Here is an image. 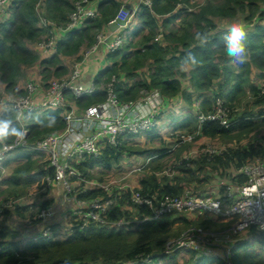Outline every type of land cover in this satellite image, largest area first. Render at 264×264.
<instances>
[{
    "label": "trees",
    "instance_id": "16d2710c",
    "mask_svg": "<svg viewBox=\"0 0 264 264\" xmlns=\"http://www.w3.org/2000/svg\"><path fill=\"white\" fill-rule=\"evenodd\" d=\"M76 1L43 0L44 14L42 15L54 22L56 26H64L68 22ZM149 1L150 7L140 3L135 8L134 17L123 34L124 45L104 55L107 61L113 62L99 73L96 80L102 76L108 79L111 76L118 78L119 72L136 79L135 72L146 69V80L140 81L137 78L126 89L120 84L122 82L118 83L115 90L118 97L128 101L136 99L140 89L158 90L170 98L180 96L188 106L189 116L181 122L179 127L171 120L170 137L175 139V143L173 142L175 146L171 149L164 145L159 150H147L130 146V144H120L116 147L104 146L97 158L85 157L78 166L79 170L84 178H95L93 180L102 181L103 177L97 178L91 175V170L101 167L107 173L115 168L122 155L131 157L150 154L146 156V159L154 158L144 163L146 166L144 175L135 189L144 195L181 196L187 191L185 190L187 187L193 185L194 192L188 191L195 196L204 197L207 196L209 190L215 188L213 185L205 190L212 181L243 183V176L234 174L235 171L256 156L264 155V145L259 142L258 144L254 141L249 142L246 147L240 143V138L246 133L251 134L253 127L257 125L253 121L264 125V95H259L264 88V24H261L264 22V9H260V6L264 5V0H205L206 2L196 6L191 5V0ZM40 2L41 0H13L10 15L1 25L0 83L5 85L6 90L15 91L23 69L32 66L37 61L36 54L26 47V43H38L47 34V29L39 26L37 7ZM123 5H125L123 0H88V7L96 11V17L86 19L80 27L56 37L52 55L41 61L45 78L50 76L60 78L65 75L67 69L60 64V57L76 56L80 50L94 45L96 35L106 29L108 23ZM178 5H181V8H178ZM187 8L192 10L187 12ZM244 12H247L248 20L257 15L259 23L251 31L245 32L248 54L244 62L235 63V68L237 67L235 69L225 50V37L230 30L213 33L216 25L212 19L230 18L237 13ZM127 32L131 34V42L125 46L128 40ZM157 34L162 35L159 41H155ZM197 35L201 37L206 35L207 39L201 43L199 39H195ZM137 37L139 38L135 43H132ZM189 56H195L197 64L182 66L181 61ZM116 57L119 59L115 60ZM187 66L190 68L187 73L190 88L197 95L196 100L202 99L201 105L197 102L194 104L192 96L182 89L181 79L187 75L182 67ZM252 67L258 70L259 77L262 79L261 85L258 84L259 81L257 84L251 81ZM221 77L225 80L224 86L229 87L230 91L226 95L213 96L211 93L213 98H205V94L214 90L215 81ZM246 94H249L250 101L248 105L243 106V111H241V106L236 104L243 103ZM105 95V89L94 92L91 95L93 98L83 103L81 99L78 105L83 107L94 99H103ZM217 97L222 98L231 111V124L228 127H223L219 121L211 119L200 122L198 117L199 114L208 116L213 113L210 111ZM196 108L197 112L194 111ZM236 109L238 115H233ZM8 112L2 118L5 121L4 125H7L4 141L12 143L13 138L16 137L12 135V132L15 130L19 133V129L14 122V112L11 110ZM58 113V111H49L47 114L34 117L33 120H31V115L26 116L25 123L30 131L28 141L31 143L43 138L61 127L62 123ZM182 128H187V133L179 132ZM9 133L10 136H8ZM186 134L195 136L191 142L217 138L227 140L226 148L214 153L204 150L194 158L188 157L185 149L191 142L178 144L180 136ZM141 135H145L147 140L160 138L158 131L153 128L127 137L135 138ZM232 139L237 141V145L230 142ZM24 151L27 153H23L20 157L25 158L26 163L19 165L9 179L0 182L9 186L8 192H0V202L11 203V207L0 214V264H128L127 261H136L140 256H154L155 259L160 257L167 260L166 264H176L175 257L187 253H173L166 257L162 251H164L163 247L172 226L181 224L187 226L192 222L188 221L184 215L175 216L178 213L170 214L171 216L166 215L157 220L140 222L143 216L149 215V210L145 207L130 205V191L121 195L119 205L115 204L105 217L111 222L122 220L124 222L122 226L110 227L97 221H88L81 226V221L71 213L62 230L51 226L53 232L47 237H42L44 224L37 217L27 215L28 206H21L14 202L28 194L27 189L35 182V177L43 175L46 170L47 174L52 175L53 170L48 165L47 157L42 153L30 152L27 149ZM42 155L45 158L42 164L45 170L32 173L36 169V163L31 157H42ZM70 178L69 182L72 181ZM109 178L108 176L106 180ZM71 196L82 200L107 197L100 189L77 192L75 196L72 192ZM218 197L223 199V191L218 190ZM11 217L18 220L28 219L30 225L38 223L42 227L35 236L26 239L20 234V229L10 223ZM250 228L252 232L255 231L254 227ZM22 239L23 243L20 241ZM191 257L193 258L192 255ZM251 258V255L247 253L243 260L249 264H264V257L254 263L251 262ZM200 261L195 264L205 262V260Z\"/></svg>",
    "mask_w": 264,
    "mask_h": 264
},
{
    "label": "built area",
    "instance_id": "2783aa9c",
    "mask_svg": "<svg viewBox=\"0 0 264 264\" xmlns=\"http://www.w3.org/2000/svg\"><path fill=\"white\" fill-rule=\"evenodd\" d=\"M13 0H0V28L10 15V6ZM144 4L150 7V1L144 0ZM181 8V5H178ZM187 12L191 8L186 9ZM135 11L127 12L124 7L118 11L114 21L121 20L124 26H119L115 32L110 33L112 41H107L108 36L99 34L96 43L82 54V59L74 63L71 72L57 79H52L43 97L36 102L33 95L38 89V85L30 83L27 85L26 93L23 96L15 97L7 102H0V106L12 110L15 114L14 121L18 125L22 136H16L12 143H2L0 145V163L6 156L19 147L30 152L45 154L48 165L53 170V178L48 184L60 183L63 185L65 200L69 201L73 192L68 179L79 176L74 170L73 163L83 160L85 157L97 158L100 150L104 146L116 147L121 144V140L127 136H135L144 131L152 129L159 124L157 119L162 103L155 101L154 95H148L135 102L119 104L115 93V80H110L105 85L106 98L102 102L94 103L84 110L74 107V101L83 99L94 93L95 88H85L78 83L81 77L80 67L85 64L87 58L96 54L102 44L107 52H113L120 48L125 41L122 36V29L130 23ZM96 17V11L88 7V0H77L74 9L68 17V22L64 26H56L54 22L43 15L38 14L39 26L47 29V34L38 42V48L48 51L54 48L57 33H65L83 25L86 19ZM113 21V22H114ZM162 39L161 34H157L155 41ZM264 95V88L261 90ZM69 95V97H68ZM45 110H56L61 114L63 129L47 134L43 138L34 142H28L29 130L25 123V117L33 113H41ZM212 114L203 116L199 114L200 122L206 119L219 121L223 127H228L230 122V110L224 103L217 99L212 107ZM194 135L180 136L178 144L191 142ZM214 153L216 151H207ZM140 168L136 166L130 172H136ZM236 174L243 176L241 184H230L220 182L223 189V199L209 196L200 197L185 191L181 196L176 195H144L138 190H131L129 204L132 206L145 207L149 210V215L143 216L139 221L157 220L173 213H197L201 217L224 218L235 217V222L224 231H214L203 226L190 225L183 230L179 236L166 242L163 254L168 257L173 253L187 252L192 254L194 259H210L217 257L214 248L218 246L226 247L224 256L221 259L226 264H233L230 261L232 255V236L237 232L249 227L256 228L264 239V159L252 160L236 170ZM95 187L103 193L109 194L112 188L117 191H129L126 184H120V179L110 178L101 183H95ZM76 219L81 221V226L88 221H97L110 227L123 225L122 220L107 221L106 213L109 212L116 201L114 196L105 198H93L89 200L75 199ZM11 207L10 202H0V214ZM54 208L42 209L37 218L46 220L53 216ZM53 232L49 226L45 227L41 233L42 237H47ZM232 244V245H231ZM155 263V259L150 256H140L136 261L129 264H150Z\"/></svg>",
    "mask_w": 264,
    "mask_h": 264
},
{
    "label": "crops",
    "instance_id": "0c3cea01",
    "mask_svg": "<svg viewBox=\"0 0 264 264\" xmlns=\"http://www.w3.org/2000/svg\"><path fill=\"white\" fill-rule=\"evenodd\" d=\"M123 2L126 6L130 7V10L137 8L138 5L140 4V0H123ZM260 9H264V5H261ZM37 13L38 14H44L43 0H41V2L39 3V5L37 7ZM247 15H248L247 12H244V13H237L234 17H230V18H228V17L213 18L212 21L216 25V29L214 30L213 33L220 32V31H228V30H230V27L233 24L241 25L245 32L251 31L253 29V27L257 23H259V21H258L257 15L252 16L249 20H248ZM261 24L263 25L264 22H261ZM108 32H110L108 29H107V31H104V33H108ZM56 35H57V37H60L61 33H57ZM127 35H128V40L125 43V46H128L131 42L130 32H127ZM138 38L139 37L135 38L132 41V43H135V41ZM37 44L38 43H31V42L26 43V47L29 50H31L34 54H36L37 61L32 66L23 69L22 77L17 82V84L15 86V91L6 90L5 85L0 83V102H7L10 99H13L15 97L23 96L26 93L27 85L30 83H35L38 85V89H37L36 93L33 95V99L36 102H38L42 99L43 94L45 92V89L48 86V83L52 79H54V77L50 76L49 78H45V75L42 72L44 67L41 66V61L46 59V58H49L52 55L54 48H52L48 51H43L42 49L38 48ZM82 51L83 50H80V53L76 56L74 55L71 57H60V64L67 69V73L65 75H62L61 77L68 75L71 72L74 63H77L80 59H82V54H81ZM97 54H95V55H97ZM95 55L89 56L87 58L85 64L80 67L81 77L79 78L78 83L80 85L84 86L85 88H90L91 86H94V88H95L94 92H97L100 90L103 91L105 84L108 81L114 79L115 80V90H116L117 84L120 82L123 83V84L122 83H120V84L123 85L124 89H126L129 86H131L137 80V78L140 81L147 79V70L146 69H140L137 72H135L136 79L132 78V77H127L124 73L119 72L118 78L115 76H111L108 79L106 76H102L100 79L96 80L98 78L99 73L105 67L110 65L113 61L108 62L106 60V58L103 57L101 59V61H102V63L103 62H105V63H104V65L100 66L98 63V60L95 59ZM78 58H80V59L78 60ZM65 61L66 62L69 61V63H70L69 71H68V68L66 66L68 63L66 65L62 64ZM92 63L95 64L93 67L91 65ZM232 64L235 68V63H232ZM189 69L190 68L188 66L182 67V70L185 74L188 73ZM50 71L52 73V69H50ZM91 71H92V73H91ZM25 72H27V73L24 74ZM250 79L254 84H257L258 81L259 82L262 81V79L259 77V72L256 68L251 69ZM224 82H225V80L223 77L216 80L214 83V86H213L214 90L205 94V98H211V97L213 98V96H215L216 94L226 95L230 91V88L225 87ZM181 84H182V89L192 96V101L194 102V104L197 102L199 105H201L202 99L196 100L197 95L190 88L189 81H188V74L184 78L181 79ZM261 84H262V82H261ZM115 93H116V97H117L119 104H125L127 102H135L136 100H138L140 98H144L148 95H154L155 101L159 102V104L163 103L161 108H160V113L157 117V119L159 120V124L156 128H154L155 130L158 131L160 138H154L152 140L151 139L147 140L145 135H141V136H138L135 138L124 137L121 140V144H125V145L130 144V146H137V147L144 148L147 150H154V149L159 150V149H162V147H163L162 145H164V147H166L168 149H171L172 147L175 146V145L173 146V142L175 143V139L173 137H170L171 133H169V134L166 133V130H164V127H166V129H168V126L170 125L171 120L174 122V125L176 124V126L179 127V126H181V122L189 116V112L187 111L188 106L184 103V101L181 99L180 96H175L173 98H170V97L163 95L158 90L151 91V90L140 89V90H138L136 99L125 101V100H121L118 97L117 92H115ZM211 93L213 94V96ZM91 95H93V94H91ZM91 95L86 96L82 100L81 99L80 100L83 103L84 101H87L88 99L93 98V97H91ZM68 97H69V95H68ZM247 97L249 98V94H247ZM104 99H105V97L103 99H100V100L94 99L92 102H90L89 104H87L83 107L78 105L79 100L74 101V107L78 110H84L86 107H88L94 103L104 101ZM171 105L172 106H179L180 105L183 108L181 109L180 112H178L176 114H171L170 116H167L168 113L170 112L169 109H170ZM206 108L207 107H205V109ZM8 111H9V109H6V107L0 106V125H4L5 121H4V119L2 120V118L6 114L9 113ZM49 111L53 112L56 110H45L41 113L33 114V115H31V120H33L34 117L41 116L43 114H47ZM58 115H59V118L61 119L62 126L55 129L53 131V133L57 132V131H61L63 129V126H64L62 118H61V114L58 113ZM186 131H187V128H182V129H180L179 132L185 134ZM177 134H179V133H177ZM4 136L0 137V144L5 143ZM8 136H10V133L8 134ZM160 139H162V140H160ZM23 153H27V152L24 151L23 149L19 148L12 153L10 152L6 156L5 160L2 163H0V182H2L3 180L9 179L10 176L13 174L14 170L19 165L21 166V165L26 163L25 158L20 157V155H22ZM43 155H45V154H43ZM43 155H42V157H36V156L31 157L32 161H35V163H36L35 164L36 169L34 171H32V173H37L39 171L43 172V170H45V166L42 167V164L45 161V158ZM147 155H150V154H145L144 156L143 155L142 156L133 155L131 157H129L127 155H122L120 157V159L118 160V162L116 163L115 168L112 170H109V172H107V173L101 167H96L93 170H91L90 174L96 176L97 178L103 177L102 181H98L97 179L93 180L95 178H91V179L84 178L81 171L78 168V166L82 162V160L75 161L73 163L74 170L79 174V176L71 177L70 179H72V181L69 182L71 184L72 190L74 192V196H75V193H77V192L81 193V192L88 191V190H94V189L98 190L94 184L107 181L110 178L115 179V180L120 179V184H126L129 191L136 189V187L138 186V183L140 182L142 176L144 175V170L146 167L144 165V163L146 161L148 163V162H150V160L152 158H154V157H150L149 159H146ZM136 166H138V167L141 166V168L139 170H137L136 172L131 173L130 171L133 168H135ZM47 173L48 172L46 170V172H43V175H38L37 177H35V182L33 184H31L30 187L27 189L28 194L26 196L22 197V199H23L25 197L27 198V197L31 196L30 193L33 191L34 193L32 194V196L30 198L31 199L30 203H26V205L22 204L21 202H19V200H21V198L18 199L17 201H15L14 203H17L21 206H28L27 215H33V216H35L34 218L37 217L38 213L42 209H44V208H52L53 209L54 208L55 211H54V214L52 217H50L46 220L39 219V221L42 222V224L49 226L50 228H52L51 226H53L54 228L56 227L57 230H62L64 228V223L68 220V218H70L71 213H73V211L75 212L74 197H71L69 201H66L64 198L65 192H64L63 185L60 183H53V182L48 184L49 180L51 181V179H52V175H49ZM108 176L110 178L106 180V178ZM215 181H217V180H215ZM220 182L221 181H217L214 184L215 188L209 190L207 192V196L217 197L218 196V190L223 191L222 188L220 187ZM207 188H209V186H206L205 190ZM8 191H9V186L4 184V183H0V192H8ZM126 191H117V188L116 189L112 188L111 191L109 192V194H107V193H105V194L107 196H112V197L114 196V198L116 197V205H119L118 201H119V199L122 198L121 195L123 193H125ZM215 193H216V196H214ZM185 217L187 218L188 221L192 222V224H189V225H195V226H197L196 223L199 221V218H201V217L197 218V216L194 217V216H189V215H187ZM136 219L137 218L135 217V220ZM202 219L204 221H206V220L210 221V227L203 226V227L208 228V229L209 228H213V229L219 228L223 224V221L227 222V220H228V219L223 220V219H216V218H202ZM9 220H10V223L12 225H14L16 228L20 229V234H22L24 236L23 238H26V239L31 237V236H35L39 232L40 227H42L41 224L36 223V224L29 225L27 230H26L24 225H26V223H30L28 220H18V219H15L14 217H11ZM189 225H187V226H189ZM229 225L230 224H228V225L225 224L222 227H225V226L228 227ZM187 226H185V227H187ZM175 227H177V226L176 225L172 226L173 229H175ZM216 230H219V229H216ZM243 231H245V230H243ZM243 231H240L236 235L232 236V240H233L232 241V244H233L232 254H233V250L237 249V246L243 242V240L242 241L237 240V237L239 236L238 234H240ZM244 234H245V232H244ZM225 248L226 247H224V246L215 247L214 250L218 256L210 258V259H206L205 261H209V262L206 263V262L202 261L201 264H213L214 260L221 261L223 264H225L223 262V260L221 259V257L224 256V249ZM180 257H181V255H179L177 258H180ZM188 258L192 259L191 255L188 254ZM165 261H167V260H165ZM174 262H176V257H175Z\"/></svg>",
    "mask_w": 264,
    "mask_h": 264
},
{
    "label": "rangeland",
    "instance_id": "374dc122",
    "mask_svg": "<svg viewBox=\"0 0 264 264\" xmlns=\"http://www.w3.org/2000/svg\"><path fill=\"white\" fill-rule=\"evenodd\" d=\"M206 1H208V0H206ZM206 1L205 0H191V2H192L191 5L192 6L201 5L204 2H206ZM108 41L109 42L112 41V37H109ZM106 53L107 52H106V49H105V45L103 44V45H101V49L99 50L98 54L95 55V59L98 60V63H99L100 66L104 65V63H105V62L102 63L101 59L104 57V55ZM118 59H119V57L115 58V60H118ZM108 62H111V61L108 60ZM62 64L63 65L67 64L66 66H67L68 71H69V68H70L69 61L68 62L65 61ZM91 65L93 67L95 64L92 63ZM252 68H254V67H252ZM26 73L27 72H25L24 74H26ZM91 73H92V71H91ZM54 79H55V77H54ZM258 84L260 85L261 82H258ZM259 95H262V94L260 93ZM249 101H250V98H248L247 94H246L245 98L243 100V103L240 102V103H237L236 105L237 106H241L240 110L243 111V106L248 105ZM182 108L183 107H181L180 105L179 106H172L171 105V107L169 109L170 112L168 113L167 116H170L171 114H176V113L180 112ZM194 111L197 112V108L194 109ZM33 114H37V113H33ZM234 114L238 115V110L237 109L233 113V115ZM253 122L255 124H257V125H255V127H253L252 133L251 134L246 133V134H244V136H242L240 138V143L243 144V147H246L247 145H249V142H252V141H254L255 144H258L257 142H259L261 145H264V125H262L261 123H258V121H253ZM164 130H166V133H168V134L171 133V129L169 128V126H168V129H166V127H164ZM226 141L227 140H223L221 138H217V139H213V140L200 139V141H198V142L189 143L187 148L185 149V151H186L185 153H186V155L188 157L194 158V157H196V155H198L201 151H204V150L205 151H210V150L211 151H221L224 148H226V146H225ZM230 142H232L233 145L234 144L237 145V141L235 139H232ZM19 148L23 149L22 147H19ZM23 150H25V149H23ZM14 151H12V152H14ZM261 158H264V155L261 156V157L256 156L255 158H253V160H257V159H261ZM216 182L217 181H212L208 185L209 188L211 186H213ZM222 182H225V181H222ZM209 188H207L206 190H208ZM185 190H187V191L189 190V191H191L193 193L194 192V186L191 185V186L187 187ZM33 193L34 192L32 191L30 193V195L32 196ZM31 196H29L27 198L25 197L23 199L21 198V200H19V202H21L22 204L26 205V203H30L31 202V199H30ZM180 215H185V216L189 215V216H194V217L197 216V218L201 217V216L197 215V213H189V212H182V213H179V214H177L175 216H180ZM217 219H220V218H217ZM234 221H235V217H229L227 222L223 221V224L219 228H215V229L209 228V229H211V230L219 229V230H216V231H224L227 226H225V227H222V226L225 225V224H227V225L228 224H233ZM29 225H30V223H26V225H24L26 230H27ZM196 225L197 226L210 227V221H208V220L204 221L202 218H199V221L196 223ZM185 229H186V227L184 225H182V224L181 225H177V227H175V229L171 228L169 233H168V235H167V241H171L174 237L177 236L178 233L180 234ZM244 232H245V234H244ZM238 235L239 236L237 237V240H241V241L243 240V242L240 245L237 246V249L233 250V254H232L231 258H230V261L233 264H243V263L244 264H249V262L243 260L244 255H246L247 253H249V255H251V257H252L251 258V262L252 263L258 262L261 258L264 257V240H263V237L261 236L260 232L256 228H255L254 232L251 231V228L245 229V231L241 232ZM20 241H22V243L24 242L23 239L20 240ZM166 242H165L163 248H165ZM157 252H159V251H157ZM188 254L191 255L190 253H182L180 258L176 257V264H190V263L195 264L198 261V260L194 259V257L190 261L189 260L190 258H188ZM151 257H153L155 259L154 256H151ZM156 259H158L157 262L150 263V264H166L167 263V261H165L164 258L156 257ZM205 262L207 263V261H205ZM127 263L128 264L132 263V261H127ZM213 264H223V263L221 261L214 260Z\"/></svg>",
    "mask_w": 264,
    "mask_h": 264
},
{
    "label": "clouds",
    "instance_id": "9594fccd",
    "mask_svg": "<svg viewBox=\"0 0 264 264\" xmlns=\"http://www.w3.org/2000/svg\"><path fill=\"white\" fill-rule=\"evenodd\" d=\"M140 3H143L144 4V0H140ZM145 5V4H144ZM121 7H124L126 10H127V12H133V11H135L136 12V9H131L130 10V7H128V6H126V5H123V6H121ZM121 7L119 8V10L121 9ZM92 9V8H91ZM94 10V9H93ZM118 10V11H119ZM118 11H117V14H118ZM117 14L115 15V17L108 23V25L109 24H111V23H116V21H114V19L116 18V16H117ZM135 14V13H134ZM39 15H42V14H39ZM134 17V16H133ZM114 21V22H113ZM119 21H121V20H119ZM121 22H123V21H121ZM124 23V22H123ZM108 25H107V29L110 31V32H108V33H104V31H107V29H105V30H103L101 33H99V34H103V35H105V36H108V38H107V41L109 40V37H111V35H110V33H112V32H115L117 29H118V27L119 26H124V24L123 25H118V27H117V29H115L114 31H111L109 28H108ZM125 28H126V26L122 29V36H123V34L125 33ZM99 34H97V35H99ZM97 35H96V37H97ZM245 37H246V33H245V31L243 30V28H242V26L241 25H239V24H233L231 27H230V31H229V34H227L226 35V37H225V40H226V53H227V56L231 59V61L233 62V63H242V62H244V60L246 59V57H247V48H246V44H245ZM195 39H199L200 41H201V43H203L206 39H207V36L205 35V36H203V37H201V36H199V35H197L196 37H195ZM103 45V44H102ZM124 45V44H123ZM122 45V46H123ZM121 46V47H122ZM120 47V48H121ZM100 49H101V46H100ZM99 49V50H100ZM119 49V48H118ZM118 49H116V50H118ZM115 50V51H116ZM85 51V49L82 51V53L81 54H83V52ZM99 52V51H98ZM97 52V53H98ZM107 52V51H106ZM114 52V51H113ZM96 53V54H97ZM107 53H112V52H107ZM95 55V54H94ZM197 59H196V57L195 56H189L187 59H185V60H182L181 61V65L183 66V65H192V66H195L196 64H197ZM109 82V81H108ZM107 82V83H108ZM106 83V84H107ZM105 84V85H106ZM104 89H105V87H104ZM105 98H106V95H105ZM217 99H219V100H221L223 103H224V105H225V101L222 99V98H220V97H217L216 99H215V101L217 100ZM229 109V108H228ZM230 110V109H229ZM12 111V110H11ZM231 112V111H230ZM32 115V114H31ZM229 116H230V114H229ZM15 122V121H14ZM18 126V125H17ZM6 127H7V125L5 124V125H0V137H2V136H4L5 135V129H6ZM157 127V126H156ZM156 127H154V128H156ZM153 128V129H154ZM18 129H19V127H18ZM29 130V129H28ZM19 132H20V129H19ZM12 135L13 136H22L23 135V133H18V132H16L15 130H13V132H12ZM28 137H29V135H28ZM29 142V141H28ZM1 145V144H0ZM18 149V148H17ZM24 149V148H23ZM235 174H236V171H235ZM52 178H53V173H52ZM222 182V181H221ZM228 183V182H227ZM231 184V183H230ZM223 190V189H222ZM205 197V196H204ZM218 197V196H217ZM217 197H213V198H217ZM201 218H213V217H209V216H207V217H201ZM217 219V218H216ZM220 219H223V220H226V219H224V218H220ZM230 225H232V224H230ZM229 225V226H230ZM228 226V227H229ZM45 227H47V225H44V228ZM227 227V228H228ZM44 228H43V230H44ZM250 228V227H249ZM248 229V228H247ZM42 230V231H43ZM215 231V230H214ZM192 255V254H191ZM232 256V255H231ZM231 258V257H230ZM157 260L158 259H155V262H157ZM202 260H206V259H202ZM198 261H200V260H198Z\"/></svg>",
    "mask_w": 264,
    "mask_h": 264
},
{
    "label": "water",
    "instance_id": "95a60500",
    "mask_svg": "<svg viewBox=\"0 0 264 264\" xmlns=\"http://www.w3.org/2000/svg\"><path fill=\"white\" fill-rule=\"evenodd\" d=\"M124 23L117 20L116 23H111L108 25V28L111 30V31H114L115 29H117L118 25H123Z\"/></svg>",
    "mask_w": 264,
    "mask_h": 264
},
{
    "label": "bare ground",
    "instance_id": "6f19581e",
    "mask_svg": "<svg viewBox=\"0 0 264 264\" xmlns=\"http://www.w3.org/2000/svg\"><path fill=\"white\" fill-rule=\"evenodd\" d=\"M235 250V249H234Z\"/></svg>",
    "mask_w": 264,
    "mask_h": 264
}]
</instances>
